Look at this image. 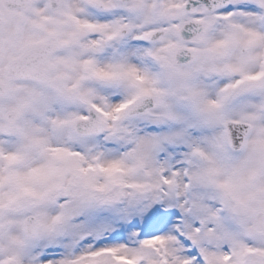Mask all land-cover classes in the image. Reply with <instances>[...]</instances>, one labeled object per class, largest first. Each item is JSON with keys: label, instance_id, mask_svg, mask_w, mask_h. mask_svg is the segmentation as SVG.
Masks as SVG:
<instances>
[{"label": "snow or ice", "instance_id": "snow-or-ice-1", "mask_svg": "<svg viewBox=\"0 0 264 264\" xmlns=\"http://www.w3.org/2000/svg\"><path fill=\"white\" fill-rule=\"evenodd\" d=\"M0 264H264V0H0Z\"/></svg>", "mask_w": 264, "mask_h": 264}]
</instances>
